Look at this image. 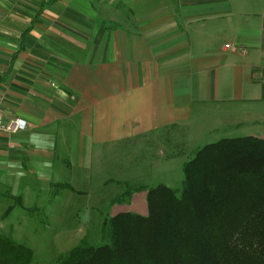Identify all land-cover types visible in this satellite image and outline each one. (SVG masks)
Here are the masks:
<instances>
[{
	"label": "crops",
	"instance_id": "crops-1",
	"mask_svg": "<svg viewBox=\"0 0 264 264\" xmlns=\"http://www.w3.org/2000/svg\"><path fill=\"white\" fill-rule=\"evenodd\" d=\"M0 95L28 121L0 187L150 186L182 149L264 139V0H0Z\"/></svg>",
	"mask_w": 264,
	"mask_h": 264
},
{
	"label": "trees",
	"instance_id": "trees-1",
	"mask_svg": "<svg viewBox=\"0 0 264 264\" xmlns=\"http://www.w3.org/2000/svg\"><path fill=\"white\" fill-rule=\"evenodd\" d=\"M135 190L146 191L147 214L118 211L103 222L104 243L83 242L58 264H264V139L199 148L184 163L180 195L163 183ZM31 257L0 235V264Z\"/></svg>",
	"mask_w": 264,
	"mask_h": 264
},
{
	"label": "rangeland",
	"instance_id": "rangeland-1",
	"mask_svg": "<svg viewBox=\"0 0 264 264\" xmlns=\"http://www.w3.org/2000/svg\"><path fill=\"white\" fill-rule=\"evenodd\" d=\"M190 152L187 148L182 149L179 158L189 160L195 154ZM148 168L142 183L150 186L163 183L181 194L184 165L156 167L152 171V167ZM91 174L90 185L80 188L83 192L60 186L30 189L0 187V235L30 248L32 257L29 264H58L73 247L83 242L104 243L103 222L118 211H128L137 206L139 209L135 212L148 213L146 198L145 204L144 199L140 204L141 193L135 198L126 197L117 201L126 191L140 187L139 183L127 181L126 173L108 172L107 176L113 179L108 180L105 187L94 168ZM56 192L62 194L56 195Z\"/></svg>",
	"mask_w": 264,
	"mask_h": 264
},
{
	"label": "built area",
	"instance_id": "built-area-1",
	"mask_svg": "<svg viewBox=\"0 0 264 264\" xmlns=\"http://www.w3.org/2000/svg\"><path fill=\"white\" fill-rule=\"evenodd\" d=\"M3 97L0 95V133L15 134L27 129L28 121L25 117L15 115L6 117L3 109Z\"/></svg>",
	"mask_w": 264,
	"mask_h": 264
}]
</instances>
